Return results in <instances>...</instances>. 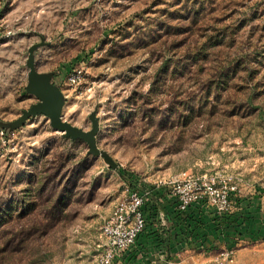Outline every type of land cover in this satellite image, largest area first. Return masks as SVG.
I'll use <instances>...</instances> for the list:
<instances>
[{"label": "rangeland", "instance_id": "obj_1", "mask_svg": "<svg viewBox=\"0 0 264 264\" xmlns=\"http://www.w3.org/2000/svg\"><path fill=\"white\" fill-rule=\"evenodd\" d=\"M6 36L18 45L0 66V264H98L126 187L209 161L239 192L264 163V0H0ZM29 71L59 92L57 114L31 107ZM251 249L264 264V244Z\"/></svg>", "mask_w": 264, "mask_h": 264}, {"label": "crops", "instance_id": "obj_2", "mask_svg": "<svg viewBox=\"0 0 264 264\" xmlns=\"http://www.w3.org/2000/svg\"><path fill=\"white\" fill-rule=\"evenodd\" d=\"M33 30H42V27ZM7 37H0L2 67L3 63H6V67L10 66V50L13 51L18 45ZM34 47L29 44V51ZM30 60L32 57L29 56L28 66ZM27 83L26 90L37 99V103L31 107L38 108L41 114L54 115L59 112L56 98L59 92L54 90L56 88L50 80L43 79L36 71H29ZM259 165L258 162H249L231 212L234 222L227 225H221L213 208L203 204L194 205L183 216L176 217L175 201L165 195L162 187L154 191L151 202L145 206V229L135 245L123 255L120 264H178L192 254H204L217 260V253L227 247L236 250L234 264H248L251 248L264 244V163ZM196 168L203 172L212 169V166L209 161H204Z\"/></svg>", "mask_w": 264, "mask_h": 264}, {"label": "built area", "instance_id": "obj_3", "mask_svg": "<svg viewBox=\"0 0 264 264\" xmlns=\"http://www.w3.org/2000/svg\"><path fill=\"white\" fill-rule=\"evenodd\" d=\"M81 79L80 69L71 70L67 76V82L71 85L77 84ZM239 180V177L233 179L219 172L188 169L146 187H126L109 216L99 227L101 253L98 264L121 263L123 255L135 245L137 238L144 231L145 206L151 202L154 191L159 188H164L165 195L175 201L180 216L192 206L203 204L211 206L214 215L220 218L222 214L234 209L238 198ZM233 253L232 247L221 251L217 264L230 263Z\"/></svg>", "mask_w": 264, "mask_h": 264}, {"label": "water", "instance_id": "obj_4", "mask_svg": "<svg viewBox=\"0 0 264 264\" xmlns=\"http://www.w3.org/2000/svg\"><path fill=\"white\" fill-rule=\"evenodd\" d=\"M74 132H75V134L77 136H79L81 138H86L89 141V144H90V147L92 149V152L99 153L103 157L104 161L106 163H108L111 167L114 168V167L117 166L116 162L111 158V156L106 151H104V150L98 151L94 147V144H93V142L91 140V134L90 133L85 134V133L81 132L80 130H75Z\"/></svg>", "mask_w": 264, "mask_h": 264}, {"label": "trees", "instance_id": "obj_5", "mask_svg": "<svg viewBox=\"0 0 264 264\" xmlns=\"http://www.w3.org/2000/svg\"><path fill=\"white\" fill-rule=\"evenodd\" d=\"M131 187H137V186L133 184L131 185ZM175 212H176V217H179L180 215L178 214L177 210H175ZM233 216L234 214H232L231 212L222 214V216H220L219 218L221 225H227L230 222H234V220L232 219Z\"/></svg>", "mask_w": 264, "mask_h": 264}]
</instances>
